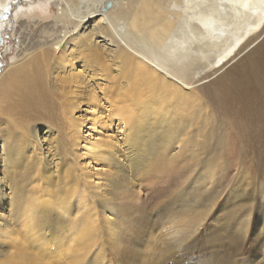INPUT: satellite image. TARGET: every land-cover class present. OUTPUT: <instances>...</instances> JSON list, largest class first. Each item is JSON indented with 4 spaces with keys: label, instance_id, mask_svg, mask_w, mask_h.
I'll list each match as a JSON object with an SVG mask.
<instances>
[{
    "label": "bare ground",
    "instance_id": "bare-ground-1",
    "mask_svg": "<svg viewBox=\"0 0 264 264\" xmlns=\"http://www.w3.org/2000/svg\"><path fill=\"white\" fill-rule=\"evenodd\" d=\"M6 3L0 0L1 7ZM59 10L62 35L21 43L0 73V264H84L99 234L98 214L109 240L130 250L136 242L119 221L121 204L136 197L137 185L160 195L175 181L187 186L196 171L194 182L206 187L216 174L207 157L212 110L194 83L248 46L264 21V0H62ZM181 18L187 23L182 37L166 41L160 32L176 29ZM262 46L245 56L244 69L258 72ZM196 73L203 76L193 80ZM95 77L115 79L108 117L122 134L121 141L85 138L82 153L94 163L85 170L71 148L83 138L84 120L68 113L65 141L48 116L43 131L40 117L48 97L61 100V108L75 89L95 97L88 89ZM196 207L183 205L179 225L161 235L191 234L190 219L204 214L194 213ZM146 236L152 253L165 240ZM95 251L91 260L101 264L103 245Z\"/></svg>",
    "mask_w": 264,
    "mask_h": 264
},
{
    "label": "rangeland",
    "instance_id": "rangeland-1",
    "mask_svg": "<svg viewBox=\"0 0 264 264\" xmlns=\"http://www.w3.org/2000/svg\"><path fill=\"white\" fill-rule=\"evenodd\" d=\"M61 2L7 0L6 5H0V73L20 52L21 43H35L46 38V41H51L62 35L66 24L58 18ZM178 20L180 27L160 32L170 43L175 38L180 39L182 29L187 27L183 18ZM253 35L258 36L234 58L218 69H205L206 77L194 83L206 96L208 108L212 110L206 129L214 137L207 157L215 165L217 175L214 174L205 190L203 183L194 182L196 171L186 179L189 187L185 184L183 187L182 180L175 181L171 187L164 185L167 188L160 189V195L149 193L148 187L142 189L137 185L136 197L130 198L125 205L121 204L125 215L119 221L122 228L128 226L132 230L125 234L134 238L136 245L133 250L123 251L120 249L123 241L115 245L109 240L108 225L98 214L99 234L91 241L92 245L95 244L83 255L84 264H99L91 259L96 258L95 250L100 245H103L101 264H264V54L257 73L244 69L245 56L258 44H263L264 49V21ZM74 67L76 71L81 69L78 63ZM199 75L196 73L193 80ZM232 77L235 80L230 82ZM95 79L88 88L92 89L95 97L85 98L83 89H75L71 94L73 98L63 97L66 104L62 108L61 100L50 101L48 97L46 106L44 104L46 117H40L42 128L47 116L55 122L52 126L59 128L60 137L62 140L66 138L65 141L68 140L64 136L68 113L73 119L84 120L81 126L83 138L77 146L71 147L82 169L87 167V163L94 165L82 153L85 138L94 142L101 136H112L121 141L122 133L116 128L115 117H108L109 101L115 99V79L107 82L98 77ZM61 85L66 84L61 82ZM68 105L72 107L67 108ZM91 181L98 185L101 178L92 177ZM180 191L181 194L178 193ZM188 204L197 206L194 213L204 211V214L190 219L189 226L193 232L161 235L179 225L181 207ZM200 219L204 220L198 224ZM148 233L165 239L158 241L164 245L158 246L155 253H152V245L145 241ZM132 237L129 240L133 241ZM144 241L147 248H143ZM164 247L167 250L163 252ZM61 259L66 258L62 256ZM34 264L40 262L35 261Z\"/></svg>",
    "mask_w": 264,
    "mask_h": 264
},
{
    "label": "water",
    "instance_id": "water-1",
    "mask_svg": "<svg viewBox=\"0 0 264 264\" xmlns=\"http://www.w3.org/2000/svg\"><path fill=\"white\" fill-rule=\"evenodd\" d=\"M108 7V4H106L105 6H104V8H107Z\"/></svg>",
    "mask_w": 264,
    "mask_h": 264
}]
</instances>
